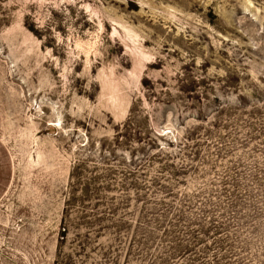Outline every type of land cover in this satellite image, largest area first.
<instances>
[{"label":"rangeland","instance_id":"1","mask_svg":"<svg viewBox=\"0 0 264 264\" xmlns=\"http://www.w3.org/2000/svg\"><path fill=\"white\" fill-rule=\"evenodd\" d=\"M0 264H264V0H0Z\"/></svg>","mask_w":264,"mask_h":264},{"label":"trees","instance_id":"2","mask_svg":"<svg viewBox=\"0 0 264 264\" xmlns=\"http://www.w3.org/2000/svg\"><path fill=\"white\" fill-rule=\"evenodd\" d=\"M136 108V105L133 104L127 121L123 124V128L117 130L112 142L117 147L128 146L130 143H137L143 146V149L155 151L156 161L160 164V174L168 173L169 170H167V165L164 164V162H168V160L172 159L173 155L166 150L164 146L162 147V145L158 143V140L166 134L161 135L154 129L149 130L146 127L145 119L141 122L133 121V118L136 116V111L138 110ZM88 191V189L84 190L86 194Z\"/></svg>","mask_w":264,"mask_h":264}]
</instances>
